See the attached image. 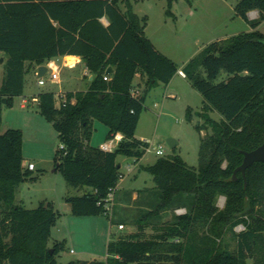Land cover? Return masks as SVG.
I'll use <instances>...</instances> for the list:
<instances>
[{
	"label": "trees",
	"instance_id": "obj_1",
	"mask_svg": "<svg viewBox=\"0 0 264 264\" xmlns=\"http://www.w3.org/2000/svg\"><path fill=\"white\" fill-rule=\"evenodd\" d=\"M176 0H167V14ZM122 0H0V53L5 55L0 85V264H58L65 249L49 242L62 214L52 202L36 209L17 202L19 186L32 178L24 165L23 132H2V113L24 94L27 64L44 65L52 59L81 56L93 74L87 91L38 95L39 113L58 132L60 147L55 167L67 184L85 189L67 196L74 216L108 215L111 225L127 226L118 219V156L141 160L150 144L136 138L149 92L168 85L180 68L161 53L145 34L140 19ZM258 11L257 19L249 13ZM235 12L252 28L208 44L183 72L204 98L198 168L177 154L160 157L142 171L153 176L154 188L137 190L131 205L139 216L135 232L114 238L105 261L69 264H264V163H255L234 179L244 153L264 144V0H238ZM107 17L109 25L101 22ZM54 22L57 24L54 25ZM112 68L111 73L107 71ZM222 73L225 80L217 82ZM145 87L133 93L135 77ZM110 80L106 81L104 78ZM218 111V122L209 115ZM191 119V110L188 112ZM108 127L123 140L113 152L91 146L95 123ZM114 194L112 210L107 199ZM225 198L223 208L218 200ZM148 198L147 201L144 199ZM141 206V207H140ZM184 210V213H178ZM172 220L163 221L169 213ZM116 217V218H115ZM240 224L245 230L236 231ZM152 233L148 234L147 230ZM227 238L235 242L232 248Z\"/></svg>",
	"mask_w": 264,
	"mask_h": 264
},
{
	"label": "rangeland",
	"instance_id": "obj_2",
	"mask_svg": "<svg viewBox=\"0 0 264 264\" xmlns=\"http://www.w3.org/2000/svg\"><path fill=\"white\" fill-rule=\"evenodd\" d=\"M132 2L134 12L147 18L146 36L161 52L177 63L179 68H183L192 58L200 54L208 44L251 29L249 24L235 12L238 0H176L171 8L174 16L167 14V0H132ZM121 3L127 9L131 0H122ZM258 29L264 33V21ZM2 55L5 57L4 54ZM37 66L27 64V73L35 71ZM4 72V67L0 65V85ZM226 77V73H222L217 82L225 80ZM45 80L46 86L33 85L35 92L39 89L61 91L62 84L57 82L51 84L46 77ZM65 80L66 77L63 75V81ZM87 83L88 81L85 80L83 85ZM63 85L68 87L65 82ZM26 88V94L33 92L30 84ZM170 93L176 94V97H167ZM23 99V95L16 97L12 107L3 109L1 126L2 132L9 129H20L23 132V157L36 167L32 178L37 180H28L19 186L16 194L17 202L28 209H36L41 203L49 201L62 214L57 225L52 229L49 242L50 249H53L56 242H64V251L56 257L58 264L105 261L108 256V244L113 240V236L116 239L134 233L136 226L133 219L141 212L133 208L116 206V217L125 221L127 225L123 230L118 229L117 223L111 225L108 215L74 216L70 204L66 202V197L80 196L85 189L76 190L70 187L62 173L54 171L55 154L61 145L58 132L53 124L39 113L37 103L32 107L23 108ZM203 104L204 98L201 93L179 72L168 88L163 84L152 89L137 129V136L150 143L149 151L141 164L150 166L160 157L177 154L190 167L198 168L201 138L206 133H211V129L201 133L197 130L198 125L205 123L201 116ZM190 110L191 119L188 117ZM209 115L218 122L223 119L216 110L210 111ZM108 132L107 126L96 122L91 146L100 147L106 142ZM170 140L175 141L178 146L173 149ZM159 149L163 152L162 156L156 154ZM117 161L121 164V174L127 175L130 169L137 166L135 158L120 155ZM153 186V176L149 172L142 173L138 180H133L132 176L128 175L121 184L122 190L118 192V196L123 191L150 189ZM224 204L225 198L220 197L219 208H223ZM172 215V212L169 213L163 221L172 220ZM147 233H152V230L148 229ZM227 241L232 248L235 246V242L231 239L227 238ZM247 264H254V260L248 259Z\"/></svg>",
	"mask_w": 264,
	"mask_h": 264
},
{
	"label": "crops",
	"instance_id": "obj_3",
	"mask_svg": "<svg viewBox=\"0 0 264 264\" xmlns=\"http://www.w3.org/2000/svg\"><path fill=\"white\" fill-rule=\"evenodd\" d=\"M135 1H138V0H135ZM131 5L133 7V12H134V4H133L132 0H131ZM119 6L122 9V11H124V12L126 11L125 5H123L122 3H120ZM252 12H254V11H252ZM252 12H250L248 14L250 19H251L250 14ZM255 12H258V11H255ZM135 14L140 19L146 18L145 16H142V15L140 16L137 13H135ZM258 15H259V12H258ZM146 21H147V18H146ZM101 22H102V24L104 26H108L109 25V20L107 19V17H103L101 19ZM54 25L57 26V24L55 22H54ZM146 25H147V23H146ZM250 31H252V28L248 32H250ZM145 34H146V32H145ZM219 40H224V39H218L216 41H219ZM151 42L153 43L152 40H151ZM153 44L155 45V43H153ZM155 47L157 48L156 45H155ZM159 51L161 52V50H159ZM161 53H163V52H161ZM2 54L3 53H0V57H1L0 60L1 59H3V60L5 59V57ZM51 62H54L55 65L59 68V80H58L57 84H62L61 91H58V92L57 91H43V90H40L39 89L37 92H35V90L33 89L34 88L33 85H35V87L36 86H41V85L38 84V80H39V72H38V69L41 66L47 67L46 64L39 65V66L36 67V70L35 71H31V72L27 73V75H26V84H25V89H24V94H23L24 99H23V103H22V107L23 108L32 107V105L34 103H37V101H38V95L40 93H42V92H53L56 95H59L61 93L62 94H66L68 92H74L75 93V92H79V91H87L89 89L90 82L94 79V76H93V74L90 73L89 69L87 68V66H86V64H85V62H84V60H83V58L81 56H77V55H66V56H62V57H58V58L52 59ZM59 62L61 64H59ZM0 65L2 67V64H0ZM110 69H111V72H112L113 69L112 68H110ZM182 69L183 68H180L179 74H181L180 72H183ZM50 73H51V70L48 71V68H47V71L46 72H43V76L42 77L48 78V82L52 84L53 82L50 81ZM63 75L66 77V80L65 81H63ZM183 77L186 78V76H183ZM85 80H87L88 83L85 84V85H83L84 82H85ZM173 80H174V78L172 79V81L168 85H166L167 88L172 84ZM145 81H146V78L143 75L138 74L135 77V80H134V87L135 88L133 90V93H136L137 91L143 90L144 87H145ZM64 82L67 83L68 87H66V86L63 85ZM29 84L31 86L30 89L31 90L33 89V92L31 94H26V90H27L26 86L29 85ZM54 84H56V83H54ZM161 85H163V84H159L155 88H158ZM155 88H153V89H155ZM167 97L175 98L176 97V94L170 93V94H167ZM136 138L148 142V140H146L144 138H139L137 136V133H136ZM106 141H107V139H106ZM177 146H178V144L175 146V148ZM143 158L141 160L136 161V164H137L136 168L130 169V172L127 175L125 173H122L123 176L124 175L125 176L123 178H121V180L119 182V185H118V189H117L118 191L117 192H120V190H122L121 184L123 183V181L126 178V176L131 175L132 178H133V180H138L139 177H140V175L142 173L146 172V171H142L140 169L141 167L144 166L143 164H141V161L143 160ZM28 164H29L28 160L25 159L24 160V165L27 167ZM120 166H121V164H120ZM144 167H146V166H144ZM35 169H36V167H35ZM33 171L34 170H32V172ZM154 186H155V184H154ZM154 186L151 187L150 189L154 188ZM139 190H142V189H139ZM127 192L123 191L122 193H120L119 196L117 195L118 196L117 206L132 208L131 205L138 199V193H137V190H135V189L132 190L131 193H129V194ZM125 194L128 195V196L131 195V205L130 206L127 204L128 196H126ZM144 200L147 201L148 198H145Z\"/></svg>",
	"mask_w": 264,
	"mask_h": 264
},
{
	"label": "built area",
	"instance_id": "obj_4",
	"mask_svg": "<svg viewBox=\"0 0 264 264\" xmlns=\"http://www.w3.org/2000/svg\"><path fill=\"white\" fill-rule=\"evenodd\" d=\"M250 17L251 19H257L258 17V12H252L250 14ZM47 68H48V71L51 70V73H50V81L55 83V82H58L59 80V68L55 65L54 62H48L46 64ZM183 76H185V74L183 72H180ZM106 81L110 80V78L108 77H105L104 78ZM38 84L41 85V86H45L47 84V81L45 80V77H42V78H39L38 80ZM36 101V100H35ZM38 102V101H37ZM123 140V135L120 134V133H117V134H114L112 136V138L110 140H107L105 143H103L100 148L105 151V152H113L119 145V143ZM149 143V142H148ZM150 144V143H149ZM150 148V147H149ZM149 151V149L147 150V152ZM157 155L159 156H162L163 155V152L161 151V149L157 150L156 152ZM27 168L29 170H35V165L32 164V163H29L27 165ZM123 174H121V178H123ZM121 180V179H120ZM114 200V194L111 193L107 199V203H108V209L109 210H112V202ZM185 211L184 210H179L178 213H184ZM118 229L119 230H123L124 229V226L123 225H119L118 226ZM246 228L243 224H240L236 227V231L237 232H241V231H244ZM73 253V251H71Z\"/></svg>",
	"mask_w": 264,
	"mask_h": 264
},
{
	"label": "water",
	"instance_id": "obj_5",
	"mask_svg": "<svg viewBox=\"0 0 264 264\" xmlns=\"http://www.w3.org/2000/svg\"><path fill=\"white\" fill-rule=\"evenodd\" d=\"M3 59L0 60V64H3ZM47 71V67L41 66L38 69L39 72V78H42L43 72ZM107 73H111V69L107 71ZM170 146L174 149L177 143L173 140L169 141ZM255 163H264V144H262L260 147L257 149L250 151V152H245L244 153V160L241 166H239L235 172H234V179H236L238 173H241L246 181V171L248 168L252 167ZM58 167V165H57ZM57 167H55L54 171H57ZM51 253H53V249L50 250Z\"/></svg>",
	"mask_w": 264,
	"mask_h": 264
}]
</instances>
